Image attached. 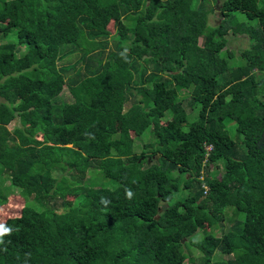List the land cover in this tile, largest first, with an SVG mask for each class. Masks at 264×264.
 I'll list each match as a JSON object with an SVG mask.
<instances>
[{"label": "trees", "instance_id": "1", "mask_svg": "<svg viewBox=\"0 0 264 264\" xmlns=\"http://www.w3.org/2000/svg\"><path fill=\"white\" fill-rule=\"evenodd\" d=\"M214 1L0 0V37L26 50L0 43V206L8 182L38 208L0 224V264H264V0ZM229 36L253 42L231 68ZM71 52L82 73L57 68Z\"/></svg>", "mask_w": 264, "mask_h": 264}, {"label": "rangeland", "instance_id": "2", "mask_svg": "<svg viewBox=\"0 0 264 264\" xmlns=\"http://www.w3.org/2000/svg\"><path fill=\"white\" fill-rule=\"evenodd\" d=\"M211 1V0H210ZM215 9H218L222 0H215ZM192 6H195V2H193ZM219 12L218 10H215L213 14H211L209 16V20H208V24L210 26H214L218 21H219ZM241 20H243V18H241ZM246 22V21H245ZM249 25L257 27L258 24L261 25V28L263 26V23H261L260 20L258 21H251L248 22ZM127 26L131 27V25L127 24ZM259 28V27H258ZM106 30L108 32V38H107V42H108V47L107 50L112 52L114 50V42L118 39L116 32L112 26L111 23H108V25L106 26ZM0 43H12L15 44V53L16 54H21L24 53L26 50L23 46L21 45H17L15 43V38H14V34L11 33L9 34L7 37H0ZM253 45L252 41H248L245 37L243 36H236V37H232L229 36L227 37V44H226V49L225 51H228V54H231L230 56L225 54V51L221 52V56L225 59V61L227 62V66L228 68L234 67L236 66L237 62H241V59L238 57L239 55V51L246 49L247 47H250ZM107 53V52H106ZM106 53L102 56V60L104 59ZM78 60V55L76 53H69L66 57H64L63 59L59 60L56 62V66L57 68H63L65 69V67H67L68 70L66 72V75H72L76 72V70H82L83 65L81 66V64L79 62H77ZM97 63L100 62H94V64L96 65ZM134 68L137 71V62L134 63ZM81 71V73H82ZM149 72V69L147 70ZM137 81V80H135ZM136 88L139 86L138 83L135 84ZM60 100L68 102H71V98L70 95L68 94V91L66 89H64L61 93V95L58 96ZM139 97V96H137ZM129 103H125L124 106V110L128 107ZM199 110V106H195L193 108H191L190 110V119L189 121H192L193 118H191L192 116H195L197 111ZM187 111H189V109H187ZM171 115L169 112H165L164 116L162 117V119L160 120L162 124H165L168 120H170ZM27 124L26 122H20L18 121V119L13 120L12 122H10L7 125V129L12 132L13 128L15 127H20L21 125ZM225 124V129L227 130L230 139L237 143V138H236V133H235V129H234V124L232 122H230L229 120H225L224 121ZM184 126H187V124H183ZM131 139L134 143L133 145V152L135 154H139L141 151V146L144 145L147 141H148V136H147V132L141 134V135H134L133 133L130 134ZM72 174L75 177H79L80 180L83 181V183L85 184L86 182H88L89 179V173L86 174H81V173H77L75 172V170L72 168V171H70V174ZM65 175L66 173L64 172H60L59 170L53 171L52 175L55 179L59 178L61 175ZM169 174L168 176H173L174 174L172 173H167ZM222 175V162L221 161H217L216 163L212 164L209 166L207 173L204 172V174L202 175L203 177H207V179H218L220 176ZM93 180H91L87 186H92V187H100V188H109V189H113L116 185L113 184L112 181L108 180V179H104L100 174L97 173V175L93 176ZM232 187V186H230ZM1 192L2 195L5 197V203L2 204L0 206V224L7 218H12V217H16L19 214L20 209L23 206H29L34 208L35 210H38V208L30 201H26L24 199H22V197L19 194V189L11 186L8 182H4L3 185L1 186ZM185 195V192H182ZM65 204H70L73 200L72 194L71 192L67 193L64 196ZM206 206V205H205ZM206 208V207H205ZM238 220H242L243 219V215L239 214L237 216ZM223 227H227V224L225 222L221 223ZM187 252L190 253V255L193 256L195 262L197 260L198 257V246L196 243H191L190 246L186 249ZM225 258L220 254L215 253L213 255V260H218V259H222ZM184 264H190L187 260L184 262ZM195 264V263H192Z\"/></svg>", "mask_w": 264, "mask_h": 264}, {"label": "clouds", "instance_id": "3", "mask_svg": "<svg viewBox=\"0 0 264 264\" xmlns=\"http://www.w3.org/2000/svg\"><path fill=\"white\" fill-rule=\"evenodd\" d=\"M8 231L7 229H4L2 227H0V234H3L4 232Z\"/></svg>", "mask_w": 264, "mask_h": 264}, {"label": "built area", "instance_id": "4", "mask_svg": "<svg viewBox=\"0 0 264 264\" xmlns=\"http://www.w3.org/2000/svg\"><path fill=\"white\" fill-rule=\"evenodd\" d=\"M204 149H205V151L208 153L209 150L211 149V147H210V146H206Z\"/></svg>", "mask_w": 264, "mask_h": 264}, {"label": "crops", "instance_id": "5", "mask_svg": "<svg viewBox=\"0 0 264 264\" xmlns=\"http://www.w3.org/2000/svg\"><path fill=\"white\" fill-rule=\"evenodd\" d=\"M7 128V127H6ZM8 130V129H7Z\"/></svg>", "mask_w": 264, "mask_h": 264}]
</instances>
